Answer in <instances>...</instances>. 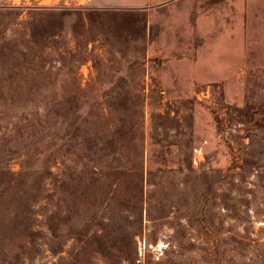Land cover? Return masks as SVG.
Instances as JSON below:
<instances>
[{
	"label": "rangeland",
	"instance_id": "374dc122",
	"mask_svg": "<svg viewBox=\"0 0 264 264\" xmlns=\"http://www.w3.org/2000/svg\"><path fill=\"white\" fill-rule=\"evenodd\" d=\"M0 264H264V0H0Z\"/></svg>",
	"mask_w": 264,
	"mask_h": 264
},
{
	"label": "crops",
	"instance_id": "0c3cea01",
	"mask_svg": "<svg viewBox=\"0 0 264 264\" xmlns=\"http://www.w3.org/2000/svg\"><path fill=\"white\" fill-rule=\"evenodd\" d=\"M43 6L51 7H106V8H139L151 0H33Z\"/></svg>",
	"mask_w": 264,
	"mask_h": 264
}]
</instances>
